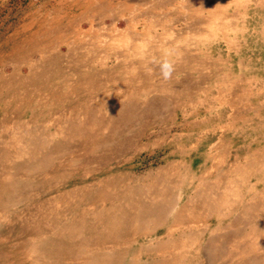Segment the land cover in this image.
<instances>
[{
	"label": "rangeland",
	"instance_id": "rangeland-1",
	"mask_svg": "<svg viewBox=\"0 0 264 264\" xmlns=\"http://www.w3.org/2000/svg\"><path fill=\"white\" fill-rule=\"evenodd\" d=\"M131 1L167 3L153 15L183 32L176 44L201 75L163 77L165 60L183 69L184 59L154 24L148 34L134 28L144 33L134 49L157 52L143 68L156 89L131 86L129 69L113 71L117 58L104 55L129 45L108 25L119 11H143ZM92 2L0 0V264H178L175 254L208 264L200 249L208 228L264 230V0H99L84 15ZM99 12L111 16L104 36L86 20ZM18 81L22 101L9 87ZM130 101L137 105H123ZM237 238L230 243L252 239Z\"/></svg>",
	"mask_w": 264,
	"mask_h": 264
},
{
	"label": "crops",
	"instance_id": "crops-1",
	"mask_svg": "<svg viewBox=\"0 0 264 264\" xmlns=\"http://www.w3.org/2000/svg\"><path fill=\"white\" fill-rule=\"evenodd\" d=\"M118 1L120 2L123 0H118ZM127 1L129 2V0H127ZM94 3H97V5ZM102 3H103V1H102ZM107 3H110V2H106V3L104 2L103 3L104 8L108 7ZM133 3L134 2L131 1L130 6H132V7L134 6L135 11H137L140 7H143V9H142L143 11L141 10L142 11L141 13H134V10L132 9V10L128 11L126 15H124V13H120V11H119L118 13H116V15H111L113 17H111L108 14L111 17L110 18L111 23L108 26L110 28H113V26L117 25V33L119 32L118 36L119 37L122 36L123 38L128 37V45H129L128 50L125 52H121L120 54L111 53V54L104 55L106 58H108V57L111 58V56H115V58H117L118 62L114 63L112 66L113 71H116V74H117V71L120 69L121 70L124 68L129 69L130 73H128V75H129L128 78L131 82V84H130L131 86H133L135 88L138 87V89H144V91L147 90L148 91L147 93H149V91H151V90L156 89L152 84L151 78L147 77V76H149V74L147 72H145L143 70V68L147 67L149 65H153L152 59L156 56L157 52L153 53L151 55L150 54L147 55V54H143L141 52L139 53L138 50H139L140 46H137L134 49V45L137 42L136 40L138 39L139 36H141V34H144V33H140V32L135 31L134 28H136L138 25H143L144 26V32H146V34H148V32L145 30V28L147 29L150 26V24H154V26L163 27L165 29L164 34L169 35L170 41L166 40L165 43L167 45L172 44V49L168 52L175 54V55L180 54V55H182V59H184L183 69H179L181 66H179V64H178L177 66H175L173 74H180L181 73L182 75H185L187 73L188 74L191 73L194 75L195 74L201 75L203 68L201 66H199V67L198 66H196V67L192 66L193 65V58H196V57L194 55L191 56L190 54H188V56H186L187 54L185 52L184 45L182 46V50L184 48V51H181L180 50L181 46L176 44L178 42L181 43V41H182L181 35L183 34V32H180L178 30L176 31L175 29H172L170 27L171 23H169V21L166 22L165 20L158 19L157 16L153 15V10L156 8L160 9L161 11H165L167 3H165V4L159 3L158 7L156 5L151 6V4H147V2L140 3V4L136 3L135 5H133ZM84 4H85V2H84ZM91 4H93V5L88 6L89 8L87 10H85L86 13L84 15L91 14L93 12V10H96L95 7L100 5L101 3L99 2V0H95V2H92ZM114 4H115V2H114ZM164 5H165V7H164ZM192 7H193L192 4L187 6V8H189V10H191V11L194 10ZM99 10H104V9L101 8ZM109 11L111 12V9H109ZM108 15H106L103 12L102 13L99 12L96 15H92L91 16L92 18L91 17L88 19L86 18V20H88L87 23L89 26L91 25V26H94L95 28L100 29L102 32V35L104 36L102 26L104 24L106 25L105 19L109 17ZM122 15H124V17H122ZM162 18H168L167 11H166V13L162 14ZM122 19L125 22L124 28L120 27V24L118 23ZM187 19H188V17L186 18V21H187ZM171 20H174V18H172ZM183 21H185V20H183ZM195 21L198 22V20H195ZM186 25L188 26L186 32L191 33L190 35L193 36L192 33L196 32V31H192L195 29V27H194L195 23L191 21V22H189V24L187 23ZM189 26H191V27H189ZM112 30H114V28ZM133 35H135L136 37ZM153 37L156 41L157 36H153ZM157 40H160V39L158 38ZM117 42H121V40H117ZM174 43H175V46H174ZM87 67H89V66H87ZM213 70L214 69H212V71L210 70L207 73H209V74L213 73L215 75L217 72L213 71ZM156 71L159 72L157 69H156ZM86 73L90 74V72H88V70H86ZM182 81H185V80H182ZM119 82L120 81H118V83ZM3 84L5 85V83H3ZM136 85H138V86H136ZM117 86H119V85H117ZM9 87H10V89H13L15 91L14 92L15 99H16V95H19V94H22V95L19 96L20 98H18V100L22 101L24 99L25 87L21 83V81H18V82H16V84L14 86H9ZM115 87L116 86L114 85V88ZM6 88L9 89L8 87H6ZM152 100L148 102V105L149 106H156V104H157L156 99L154 101H152ZM116 105L120 106L118 103ZM123 105L135 106V105H137V103H134V101H130L128 104L123 103ZM231 117H232V114H228L227 118L224 121L230 122ZM226 135L227 134H225V133H221L220 135H216L215 137L216 138H218V137L225 138ZM208 137H211V136H208ZM240 174L242 175V178H240L239 181H240L242 187H244V185L248 184V183L247 184L243 183L245 180H247V178H243L244 174H242V173H240ZM239 181H237V182H239ZM217 217H222V216H219V214H214L212 216L213 219H217ZM240 224L241 223H239V222H235L233 224H230V225H227L224 227H219V228L211 227V228L207 229L208 234L211 236L208 238V242L202 244L200 249H203L204 251H208V253H206L208 264H264V230L260 232L259 226L244 227V226H240ZM244 228H245V231H244ZM221 230H223V232L226 234V236L220 240V239H218V237L220 238V236H222L221 234L223 232ZM246 233H247V237L249 239L252 238L250 241L248 240L245 243L244 241L239 242L237 240L236 241V242H238L237 244L230 243L231 238L232 239H238L237 237L240 236V234L244 235ZM174 247L175 246L172 245V247L169 249H171V251H175ZM175 255L176 256L174 257V259H176L178 264H186V263H184V261L186 260V256L180 257L179 254H175ZM199 264H204V263H199Z\"/></svg>",
	"mask_w": 264,
	"mask_h": 264
},
{
	"label": "bare ground",
	"instance_id": "bare-ground-1",
	"mask_svg": "<svg viewBox=\"0 0 264 264\" xmlns=\"http://www.w3.org/2000/svg\"><path fill=\"white\" fill-rule=\"evenodd\" d=\"M133 31H134V30H133ZM128 32H129V31H128ZM133 36H135V35H133ZM135 37H136V36H135ZM135 37H134V38H135ZM137 37H138V36H137ZM130 39H131V38H130ZM21 82H22V81H21ZM136 107H138V106H136ZM81 121H82V120H81ZM73 122H74V121H73ZM75 122H76V121H75ZM62 123H63V122H62ZM80 123H81V122H80ZM70 124H71V123H70ZM72 124H73V123H72ZM75 124H76V123H75ZM75 124H73V125L76 126ZM67 125H68V123H67ZM67 125H65V126H67ZM73 125H72V126H73ZM77 125H78V124H77ZM78 126H79V125H78ZM76 127H77V126H76ZM59 128H60V127H59ZM70 128H71V127H70ZM81 128H84V127H81ZM56 129H57V128H56ZM73 129H74V128H73ZM68 130H69V128H68ZM68 130H67V131H68ZM63 131H65V130H63ZM102 131H103V130H102ZM110 132H111V130H110ZM15 133H16V132H15ZM64 133H65V132H64ZM74 133H75V132H74ZM71 134H73V132H72ZM112 134H114V132H113V133H110L109 135H112ZM80 135H81V134H80ZM109 135H108V133H107V136H109ZM69 136H70V135H69ZM73 136H75V134H74ZM104 136H105V135H104ZM115 136H116V134H115ZM38 137H39V136H38ZM82 137H83V136H82ZM75 138H76V137H74V139H75ZM80 138H81V137H80ZM38 139H39V138H38ZM40 139H41V138H40ZM40 139H39V140H40ZM57 139H59V138H57ZM60 139H61V138H60ZM78 139H79V138H78ZM42 140H43V138H42ZM68 140L71 141V139H69V138H68ZM35 141H36V140H35ZM37 141H38V140H37ZM61 141H64V140H61ZM66 141H67V140H66ZM39 142H41V140H40ZM39 142H38L37 144H39ZM74 142H75V141H73V143H74ZM63 143H64V142H63ZM63 143H62V144H63ZM40 144H41V143H40ZM42 145H43V144H42ZM55 145H56V142H55ZM67 145H69V144H67ZM61 146H62V145H61ZM61 146H60V147H61ZM69 146H71V145H69ZM75 146H77L76 143H75ZM102 146H103V144H102ZM104 146H105V145H104ZM47 147H49V146H47ZM66 147H67V146H66ZM72 147H73V146H72ZM98 147H99V146H98ZM62 148H63V147H62ZM70 148H71V147H70ZM79 148H80V147H79ZM82 148H83V147H82ZM94 148H97V147H94ZM36 149H37V148H36ZM40 149H41V148H40ZM48 149H49V148H48ZM53 149H54V148H53ZM56 150H57V149H56ZM72 150H73V149H72ZM72 150H71V151H72ZM65 151H66V150H65ZM94 151H95V150H94ZM32 152H33V151H32ZM53 152H54V151H53ZM56 152H57V151H56ZM35 153H36V151H35ZM59 153H61V152H59ZM64 153H65V152H64ZM67 153H68V152H67ZM69 153H70V151H69ZM4 154H5V153H4ZM33 154H34V152H33ZM37 154H38V153H37ZM70 154H71V153H70ZM34 155H35V154H34ZM40 155H41V154H40ZM36 156H37V155H36ZM4 157L6 158V155H5ZM5 158H4V159H5ZM34 158H35V157H34ZM6 159H7V158H6ZM39 159H40V158L38 157V160H39ZM48 159H49V158H48ZM7 160H8V159H7ZM28 160H29V159H28ZM34 161H35V160H34ZM47 161H48V160H47ZM10 162H11V161H10ZM31 162H32V161H31ZM39 162H41V161H39ZM5 163H6V162H5ZM14 163H16V162H14ZM32 163H33V162H32ZM32 163H30V164H32ZM3 164H4V163H3ZM8 164H9V163H8ZM14 165H15V164H14ZM25 165L27 166L26 163H25ZM15 166H16V165H15ZM6 167H7V166H6ZM6 167H4V168H6ZM9 167H10V166H9ZM1 168H3V167L1 166ZM4 168H3V169H4ZM26 168H27V167H26ZM36 169H37V167H36ZM6 170H7V169H6ZM13 170H14V169H13ZM41 170H43V169H41ZM41 170H40V171H41ZM8 171H9V170H8ZM16 171H17V170H16ZM1 172H2V170H1ZM3 172H4V170H3ZM166 172H167V171H166ZM229 172H230V171H229ZM9 173H10V172H9ZM0 174H1V173H0ZM15 174H16V173H15ZM3 175H4V174H3ZM3 175H2V176H3ZM5 175H6V173H5ZM5 175H4V177H5ZM10 175H11V174H10ZM168 175H169V174H168ZM6 176H7V175H6ZM11 176H12V175H11ZM11 176H10V177H11ZM4 177H3V179H4ZM7 177H8V176H7ZM10 177H9V178H10ZM11 178H12V177H11ZM106 179H107V178H106ZM156 179H157V178H156ZM10 180H11V179H10ZM152 180H153V179H152ZM107 181H108V180H107ZM0 182H1V181H0ZM15 182H16V179H15ZM2 183H3V181H2ZM17 183H18V182H17ZM6 184H8V186H11V185H10L11 183L9 184L8 182H6ZM96 184H97V183H96ZM130 184H131V183H130ZM14 185H15V184H14ZM14 185H12V188H15V187H16V185H15V187H14ZM89 185H90V184H89ZM155 185H156V184H155ZM158 186H159V185H158ZM86 187H87V186H86ZM104 187H105V186H104ZM106 187H107V186H106ZM5 188H6V187H5ZM7 188H8V187H7ZM152 188H153V187H152ZM19 189H20V188H19ZM155 189H156V188H155ZM5 190H6V189H5ZM107 190H108V189H107ZM14 191H15V190H14ZM141 191H142V190H141ZM161 191H162V190H161ZM169 191H170V190H169ZM12 192H13V191H12ZM15 192H16V191H15ZM103 192H104V191H103ZM105 192H106V191H105ZM165 192H166V191H165ZM224 192H226V191H224ZM224 192H223V193H224ZM13 193H14V192H13ZM170 193H171V192H170ZM15 194H16V193H15ZM103 194H104V193H103ZM109 194H110V193H109ZM221 194H222V192H221ZM6 195H7V194H6ZM13 195H14V194H13ZM101 195H102V194H101ZM107 195H108V193H107ZM151 195H153V194H151ZM160 195H161V194H160ZM219 195H220V194H219ZM14 196H15V195H14ZM161 196H162V195H161ZM152 197H153V196H152ZM157 198H158V196H157ZM211 198H212V197H211ZM158 199H160V197H159ZM165 199H166V198H165ZM219 199H221V198H219ZM9 200H10V199H9ZM12 200H13V198H12ZM167 200H168V199H167ZM180 200H181V198H180ZM180 200H179V201H180ZM190 200H191V199H190ZM7 201H8V200H7ZM163 201H164V200H163ZM171 201H172V200H171ZM173 201H174V199H173ZM176 201H177V200H176ZM220 201H221V200H220ZM159 202H160V200H159ZM191 202H192V201H191ZM201 202H202V201H201ZM212 202H213V201H212ZM145 203H146V202H145ZM157 203H158V202H157ZM157 203H156V204H157ZM167 203H168V202H167ZM167 203H165V204H167ZM169 203H170V202H169ZM169 203H168V204H169ZM177 203H178V202H177ZM181 203H182V202H181ZM181 203H180V204H181ZM184 203L187 204L186 201L183 202V204H184ZM197 203H198V202H197ZM203 203H204V202H203ZM154 204H155V203H154ZM180 204H179V205H180ZM185 204H184V205H185ZM198 204H199V203H198ZM214 204H215V203H214ZM216 204H217V203H216ZM216 204H215V205H216ZM179 205H178V206H179ZM159 206H160V205H159ZM167 206H168V205H167ZM169 206H170V205H169ZM195 206H196V205H195ZM195 206H194V207H195ZM202 206H203V204H202ZM206 206H207V205H206ZM153 207H154V206H153ZM156 207H158V206L156 205ZM165 207H166V205H165ZM175 207H176V206H175ZM184 207H185V206H184ZM184 207H183V208H184ZM189 207H190V205H189ZM197 207H198V206H197ZM199 207H200V206H199ZM214 207H215V206H214ZM161 208H162V206H161ZM178 208H179V207H178ZM178 208H177V209H178ZM187 208H188V207H187ZM190 208H191V207H190ZM201 208H202V207H201ZM119 209H120V208H119ZM170 209H171V208H170ZM198 209H199V208H198ZM153 210H154V209H153ZM165 210H166V209H165ZM174 210H175V209H174ZM182 210H183V209H182ZM211 210H212V209H211ZM149 211H150V210H149ZM149 211H148V212H149ZM157 211H158V209H157ZM157 211H156V212H157ZM166 211H167V210H166ZM166 211H164V212H166ZM170 211H171V210H170ZM176 211H177V210H176ZM151 212H153V211H151ZM160 212H161V211H159V214H160ZM167 212H168V211H167ZM172 212H173V211H172ZM183 213H184V212H183ZM191 213H192V212H191ZM159 214H158V215H159ZM173 214H174V212H173ZM188 214H189V213H188ZM194 214H195V213H194ZM92 215H93V214H92ZM94 215H95V214H94ZM94 215H93V216H94ZM164 215H165V213H164ZM168 215H169V214H168ZM176 215H177V214H176ZM181 216H182V215L178 216V220H179V217H181ZM155 217H156V216H155ZM168 217H169V216H168ZM171 217H172V216H171ZM195 217H196V214H195ZM93 218H94V217H93ZM95 218H96V217H95ZM145 218H146V216H145ZM159 218H160V217H159ZM173 218H174V217H173ZM184 218H185V217H184ZM170 219H171V218H170ZM189 219H190V218H189ZM181 220H182V219H181ZM174 221H175V220H174ZM145 222H146V221H145ZM158 222H159V221H158ZM165 222H166V221H165ZM175 222H176V221H175ZM141 223H142V222H141ZM162 223H163V222H161V224H162ZM217 223H218V222H217ZM154 224H155V223H154ZM159 224H160V223H159ZM159 224H157V225L159 226ZM227 224H228V223H227ZM143 225H144V223H143ZM157 225H156V226H157ZM144 226H145V225H144ZM158 226H157V227H158ZM244 227H245V225H244ZM31 231H33V230H31ZM56 231H57V230H56ZM61 231H62V230H61ZM65 231H66V230H65ZM244 231H245V228H244ZM54 232H55V231H54ZM59 232H60V230H59ZM242 232H243V231H242ZM57 234H58V231H57ZM60 234H61V233H60ZM60 234H59V235H60ZM119 235H120V234H119ZM49 238H50V237H49ZM26 239H27V238H26ZM27 243H28V242H27ZM45 243H46V242H45ZM55 243H56V242H55ZM41 244H42V243H41ZM45 245H46V244H45ZM115 245H116V244H115ZM40 246H41V245H40ZM40 246H39V247H40ZM48 248H49V247H47V249H48ZM41 249H42V248H41ZM18 250H19V249H18ZM42 250H43V249H42ZM49 250H50V249H49ZM88 250H89V249H88ZM105 250H106V249H105ZM113 250H114V249H113ZM35 251H36V250H35ZM100 251H101V250H100ZM106 251L108 252V250H106ZM119 251H120V250H119ZM42 252H43V251H42ZM42 252H41V253H42ZM50 252H51V251H50ZM50 252H49V253H50ZM107 252H106V253H107ZM109 252H110V251H109ZM113 252H114V251H113ZM32 253H33V252H32ZM82 253H83V252H82ZM82 253H81V254H82ZM91 253H93V252H91ZM103 253L105 254V252H103ZM103 253H102V254H103ZM110 254H111V253H110ZM113 254H114V253H113ZM42 255H43V254H42ZM77 255H78V254H77ZM93 255H94V256L91 257V259L95 257V254H94V253H93ZM98 255H100V254H98ZM105 255H106V254H105ZM39 256H40V255H39ZM43 256H44V255H43ZM33 257H35V256H33ZM80 257H82V256H80ZM101 257H102V256H101ZM35 258H37V256H36ZM78 258H79V257H78ZM88 258H89V257H88ZM102 258H103V257H102ZM49 259H50V258H49ZM91 259H89V260H91ZM96 259H98V258H96ZM96 259H95V260H96ZM100 259H101V258H100ZM89 260H88V261H89ZM95 260H94V261H95ZM102 260H103V259H102ZM119 260H120V259H119ZM119 260H118V261H119ZM47 261H48V260H47ZM92 261H93V260H92ZM43 262H44V261H43ZM95 262H96V261H95ZM95 262H94V263H95ZM87 263H88V262H87ZM91 263H92V262H91ZM96 263H97V262H96ZM98 263H99V260H98ZM98 263H97V264H98ZM103 263H104V262H103ZM51 264H52V263H51ZM92 264H93V263H92ZM106 264H107V263H106ZM110 264H111V263H110Z\"/></svg>",
	"mask_w": 264,
	"mask_h": 264
},
{
	"label": "clouds",
	"instance_id": "clouds-1",
	"mask_svg": "<svg viewBox=\"0 0 264 264\" xmlns=\"http://www.w3.org/2000/svg\"><path fill=\"white\" fill-rule=\"evenodd\" d=\"M161 70H162L163 77L165 79H169L174 71V66L171 62L165 60L161 64Z\"/></svg>",
	"mask_w": 264,
	"mask_h": 264
}]
</instances>
